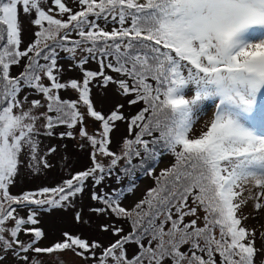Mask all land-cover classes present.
Returning <instances> with one entry per match:
<instances>
[{"label":"snow or ice","instance_id":"snow-or-ice-1","mask_svg":"<svg viewBox=\"0 0 264 264\" xmlns=\"http://www.w3.org/2000/svg\"><path fill=\"white\" fill-rule=\"evenodd\" d=\"M46 3L0 0V264H43L28 254L64 251L92 264H255V232L242 226L247 217L238 212L246 190L254 210L264 209V0H78L79 11L52 0L67 19L46 11ZM21 14L36 29L23 49ZM109 18L120 27H100L98 21ZM60 52L82 80L61 81ZM89 60L98 71L84 67ZM22 61L23 71L11 75ZM97 78L139 110L130 118L123 103L107 115L96 110L90 84ZM69 89L77 99L61 97ZM29 90L40 98L29 99ZM206 106L212 114L194 134ZM88 118L101 130L89 133ZM116 122H126L128 131L119 152L110 148ZM77 125L91 146V166L55 187L12 195L22 157L34 172L41 163L51 167L38 158L37 137L66 126L60 137L75 138ZM166 155L173 162L157 173ZM114 173L127 185L112 193L95 190ZM137 173L151 177L153 186L126 208L121 202L134 193ZM249 183L254 194L245 188ZM86 192L99 205L92 213L125 221L131 231L105 223L99 230L118 237L107 246L64 232L61 241L40 247L41 212L73 206ZM20 209H27L26 217ZM74 218L83 221L79 212ZM21 234L32 238L22 241ZM128 245L137 249L131 257Z\"/></svg>","mask_w":264,"mask_h":264},{"label":"rangeland","instance_id":"rangeland-1","mask_svg":"<svg viewBox=\"0 0 264 264\" xmlns=\"http://www.w3.org/2000/svg\"><path fill=\"white\" fill-rule=\"evenodd\" d=\"M67 7L71 8L73 11L78 8V0H63ZM45 10H48L49 7L53 8L54 15L58 16V9H55V6L52 3V0H47L46 4H42ZM57 11V12H56ZM56 12V13H55ZM67 15V14H65ZM94 19V18H91ZM20 20L23 22V43L21 48H26L27 45L34 39V31L36 30L29 23V19L25 17L23 14L20 16ZM130 23V21H129ZM100 27L104 28L106 31H111L113 27L119 28L118 23H113L111 18H109V22L105 24L103 19L98 21ZM128 25V23H127ZM127 27V26H126ZM64 53V52H62ZM85 54V53H84ZM58 61V65L61 66L63 73L61 76V81H67L69 79H77L82 80V72L78 67H72L74 64L73 61L67 59V54L64 53ZM115 63L114 58H109ZM107 63V61H105ZM86 69L91 71H98L99 64L96 60H89V62L84 66ZM14 67H12L13 69ZM19 66H16L12 72L14 75H18L17 71ZM106 74L112 75L113 77H117L119 74L112 72L110 69H105ZM21 72V71H20ZM48 83L47 80L44 81ZM91 88V99L93 100L94 107L96 110L101 111L103 114L107 115L110 111L115 107L118 103H123L124 108L122 111L124 112L126 117H131L134 115L140 108L141 105H128L124 97H121L116 92V86L113 84L108 85L107 87L102 86L101 78H97L90 84ZM29 99L40 98L28 91ZM60 95L63 99L75 100L77 99V93L72 90H61ZM131 97H129L130 99ZM208 108L207 116L203 117L202 120L196 125L194 134H198L202 130V125L204 120H207L211 114L212 110L210 106H206ZM83 112L85 109L83 107L80 108ZM43 111V109L41 110ZM52 115V113H51ZM42 123V121H41ZM117 127L110 133L111 144L110 148L114 152H119L120 145L123 141V138L128 136L127 124L126 122H116ZM86 129L89 133H97L100 129V123L95 122L93 119L88 118L85 121ZM79 127L77 125L75 129L71 131L74 132L75 138L69 137H60L61 132L69 131L66 126H59L55 129L54 136H44L40 135L37 137L40 141L38 158L44 157L48 164L51 165L49 168H45L43 164H40V171L34 172L31 168H29L28 162L29 157L24 156L22 160L24 163L20 166L18 175L15 179V182L12 186H10V193L12 195H20L25 191H36L42 187H55L58 184H61L64 180L70 179L73 174L78 171H82L91 166L90 161V152L91 146L87 143L86 140H82L79 137ZM131 138V137H129ZM81 144L84 146L81 147ZM50 147H54L56 149L55 152L49 153L48 149ZM104 159L105 164L108 163L107 158ZM173 162V157L171 155H166L159 167L157 168V173L160 168L168 167ZM118 172V169H117ZM128 183L127 178H124L121 182L116 181L115 173L106 178L104 183L101 186H98L95 190L100 191L103 190L108 193H112L113 190H118L123 186H126ZM137 187L134 190V193L127 194V198L122 200V206L131 207L141 199L147 189L153 186V180L151 177H141L139 173H137L136 179ZM246 189H252V185L249 183L245 186ZM253 194L255 193V189H252ZM249 192L246 190L243 193L241 199H247V203L241 207L238 212V215L241 217H247V219L242 220V226L246 229L254 230L255 232V240H256V248L258 249L257 256L255 257V264H262L264 262V236L261 234L264 233V209H261L259 212L254 210V201L252 199H248ZM97 203L92 201L89 198L88 192H86L82 197H78L73 206L66 207L64 209L53 210L51 212H41L38 217L40 223L37 227H40L45 232V238L42 239L39 246L40 247H49L54 243L61 241L63 239L62 234L64 232H69L73 235H80L83 238L89 240H99L105 246L109 243L113 242L118 237L112 235L111 232H101L99 230V225L105 223H113L118 227H123L124 232L127 233L130 230V225L121 220H117L114 217H106V216H97L96 214L90 211V208L97 207ZM19 215L26 217L27 209L18 210ZM81 213L83 217L82 222H77L75 220L76 213ZM8 225L11 226V221L8 222ZM22 241H29L32 237L31 235L21 234L19 237ZM128 255L131 257L135 251V245H128ZM23 255V254H22ZM29 257L36 256L38 259L43 261V264H57V257L62 264H92V261H84L80 257H77L71 251H64L59 253H53L51 255L48 254H40L37 256L35 253H29ZM66 259V260H65ZM10 264H14V260L10 261Z\"/></svg>","mask_w":264,"mask_h":264},{"label":"trees","instance_id":"trees-1","mask_svg":"<svg viewBox=\"0 0 264 264\" xmlns=\"http://www.w3.org/2000/svg\"><path fill=\"white\" fill-rule=\"evenodd\" d=\"M80 10V7L78 6V8H76L74 11H79ZM47 11V10H46ZM57 12V11H56ZM55 12V13H56ZM52 14L54 15V12H52ZM56 18H61V19H67V15H65V16H63V17H60V16H56ZM90 19H91V17H90ZM125 26H128L127 25V23L125 24ZM120 27V26H119ZM72 38L73 39H78V37L76 36V34L75 33H73L72 34ZM59 51V50H58ZM64 53H62V52H60V56H62ZM84 55H86V53L84 54ZM23 63H26V61H22V63H21V66H19V69H18V71H17V74L19 75V73H20V71H23V67H22V65H23ZM41 63H43V61H41ZM14 68L16 67V66H13ZM13 68V69H14ZM13 69H11V75H13V76H15L14 75V73H16V72H12V70ZM141 107V106H140ZM81 110V109H80ZM52 115H55V113H52ZM129 231H131V228H130V230ZM136 247V246H135ZM137 250V249H136ZM66 260V259H65Z\"/></svg>","mask_w":264,"mask_h":264}]
</instances>
